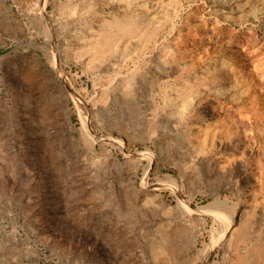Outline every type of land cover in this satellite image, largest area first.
<instances>
[{
    "label": "rangeland",
    "instance_id": "rangeland-1",
    "mask_svg": "<svg viewBox=\"0 0 264 264\" xmlns=\"http://www.w3.org/2000/svg\"><path fill=\"white\" fill-rule=\"evenodd\" d=\"M0 264H264V0H0Z\"/></svg>",
    "mask_w": 264,
    "mask_h": 264
},
{
    "label": "bare ground",
    "instance_id": "bare-ground-1",
    "mask_svg": "<svg viewBox=\"0 0 264 264\" xmlns=\"http://www.w3.org/2000/svg\"><path fill=\"white\" fill-rule=\"evenodd\" d=\"M130 24H132V23H130ZM128 25H129V24H128ZM132 26H133V24H132ZM132 26H130V25L128 26L129 30H131V27H132ZM128 28H127L126 30H128ZM133 28H134V27H133ZM131 31H132V30H131Z\"/></svg>",
    "mask_w": 264,
    "mask_h": 264
}]
</instances>
